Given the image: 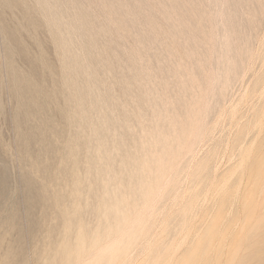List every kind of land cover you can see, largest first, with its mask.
<instances>
[{"label":"rangeland","instance_id":"374dc122","mask_svg":"<svg viewBox=\"0 0 264 264\" xmlns=\"http://www.w3.org/2000/svg\"><path fill=\"white\" fill-rule=\"evenodd\" d=\"M3 1L0 264H264V0H60L57 16ZM18 25L33 81L63 89L68 74L83 93L87 120L70 102L52 155L40 140L23 154L15 134L10 72L31 68L6 38Z\"/></svg>","mask_w":264,"mask_h":264},{"label":"bare ground","instance_id":"6f19581e","mask_svg":"<svg viewBox=\"0 0 264 264\" xmlns=\"http://www.w3.org/2000/svg\"><path fill=\"white\" fill-rule=\"evenodd\" d=\"M36 1H38V0H36ZM55 1L58 3V4H60V0H39V4H41L42 5V7L41 8H43L44 10V12H45V14L43 13V15H46V14H48V12H49V10H52L54 7H52V9L50 8V5H51V3H54L55 4ZM0 2H2V0L0 1ZM3 2H6V3H8L9 5H11V4H14V5H18V4H21V3H23V2H25V0H4ZM41 2V3H40ZM6 3H4V5L6 4ZM26 3V2H25ZM2 4V3H1ZM28 4H29V2H28ZM26 5H27V3H26ZM37 5H38V3H37ZM56 5V4H55ZM1 6H3V5H1ZM8 6V5H7ZM19 6V5H18ZM17 6V7H18ZM24 7L22 8L21 6V8L23 9L22 10V12H23V14H24V16H26V18L29 20L28 21V23L29 24H31V25H33L34 26V28H38V27H41V25H42V23H41V21H39L40 19H36L37 18V16L35 17L33 14H35V13H33L32 12V6L30 7V6H26L25 7V5H23ZM57 6V5H56ZM5 7V6H4ZM35 7H36V5H35ZM19 8V7H18ZM55 9V8H54ZM54 9H53V12H54ZM56 10V9H55ZM58 10H59V8H58ZM41 11V10H40ZM42 12V11H41ZM40 12V13H41ZM50 12H52V11H50ZM52 12V13H53ZM39 13V12H38ZM52 13H51V15H52ZM62 13V12H61ZM61 13L60 12H58L57 14H59V15H61ZM67 13V12H66ZM80 14H82V13H80ZM40 15V14H39ZM42 15V14H41ZM48 15H50V14H48ZM50 15V16H51ZM62 15H63V13H62ZM61 15V16H62ZM50 16H48L49 17V19L51 18ZM52 16H57V15H55L54 13H53V15ZM1 17H2V15H1ZM46 17V18H45ZM44 18H45V20L46 19H48V17L47 16H45ZM63 17H64V15H63ZM67 17V16H66ZM65 17V18H66ZM2 18H4V16L2 17ZM43 18V19H44ZM78 18V17H77ZM76 18V19H77ZM5 19V18H4ZM49 19L47 20V21H45V22H47V24H48V21H49ZM79 19V18H78ZM77 19V20H78ZM51 20V19H50ZM58 20H59V18H58ZM61 20V19H60ZM83 20V19H82ZM3 22H6V21H4L3 20ZM65 22V21H64ZM59 23H60V21H59ZM66 23V22H65ZM4 24V23H3ZM64 24V23H63ZM63 24H62V26H63ZM71 24V23H70ZM77 24V23H76ZM22 25V24H21ZM21 25H18L17 27H16V30H13V28H10L9 27V29H12V30H5V31H7L5 34H7L6 35V38L7 37H9L11 40H13V41H15V42H17L16 43V47H17V45H18V47H17V49H18V52L20 53V54H22L23 56H24V58H26L27 57V60H28V64H30V74H28V72H24V73H19V72H14V71H16V69L15 70H12L13 68H15V67H12L11 68V70H12V72H10L11 73V76H12V78H11V76L9 75V78H11L12 79V81H11V84L13 83L14 84V86H16L15 88H16V90H15V97L17 96V98L15 99L16 101L18 100L19 101V105H17L18 107H16V108H18V110H17V112H16V114H17V116H15V117H17V125H16V123H15V125H16V130H15V134L17 133V135H15V136H17L18 138H17V141H18V143L20 144V149H21V152L23 151V154L25 153V154H28V155H35V153H34V151H35V142H37V141H39L40 143H42V149L43 150H45V151H47V154H55L54 152L56 151V146L54 145V143L52 142V139L55 137V139L56 138H62L63 136H64V133H65V129H64V126H63V124H64V121H65V119L67 118V120H70L71 118L73 119H75L76 117L78 118V121H80V120H83L84 118H85V116H84V114H83V112L81 111L82 109H81V106L83 105V93L81 92V90L79 89V84H78V82L76 81V79H74V78H70V77H68V74H66L65 75V80H63L64 82H63V84H64V88L63 89H61V88H56L55 90L53 89V87H54V84H53V87H52V89L54 90V92L52 91V89L50 90H48V89H45L44 87H43V85L41 84V86L39 87L38 86V83L36 84L34 81H33V79H34V77H37L38 76V78L40 77V73H41V71H39V67H38V64H37V62H36V59L35 58H33L32 59V56H29L27 53H29V52H27V50H29V49H27V48H25V46H24V48L22 47V46H20V43H18V36L20 35V34H18L19 33V31L21 32V30L24 28V27H22ZM24 25V24H23ZM26 25V24H25ZM43 25H45V24H43ZM49 25H50V23H49ZM61 25V24H60ZM58 26H59V24H58ZM84 26V25H83ZM2 27H4V26H2ZM43 27V26H42ZM46 27H48V26H46ZM51 27V26H50ZM50 27H49V29L48 30H50ZM61 27V26H60ZM60 27L58 28V29H60ZM52 28V27H51ZM67 28H69L68 26H67ZM76 28H77V26H76ZM79 28V27H78ZM15 29V28H14ZM53 29V28H52ZM51 29V33H53L52 30ZM64 29H66V28H64L63 27V29H61V30H63V32L65 31ZM79 30V29H78ZM77 30V31H78ZM3 31H4V29H3ZM2 31V32H3ZM36 31H38V30H36ZM18 32V33H17ZM68 32H69V30H68ZM60 33H61V31H60ZM66 33V31L63 33V35L62 36H64V34ZM4 34V35H5ZM72 34V33H71ZM82 34V33H81ZM60 35V34H59ZM66 35V34H65ZM78 35V34H77ZM73 37V36H72ZM56 38V37H55ZM9 40V39H8ZM59 40H60V38H59ZM20 41V40H19ZM62 41H63V43H62ZM9 42V41H8ZM15 42H14V44H15ZM60 48L62 47V50L65 52V50H66V48H68V44L67 45H65L66 44V42H67V37H64V40H60ZM9 43H11V42H9ZM8 43V45H10ZM67 43H69V42H67ZM73 43V42H72ZM82 43V42H81ZM79 44V43H78ZM7 45V46H8ZM12 45V44H11ZM12 48L14 47V46H11ZM27 47V46H26ZM11 48V49H12ZM9 49V48H8ZM10 49V50H11ZM15 48H13V50H14ZM65 49V50H64ZM68 50H69V48H68ZM15 51V50H14ZM10 52V51H9ZM12 52V51H11ZM70 51H67V53H69ZM14 53H16V52H14ZM43 53V52H42ZM11 54V53H10ZM19 55V54H18ZM22 55H21V57H22ZM69 55V54H68ZM68 55H65V56H67L68 57ZM16 55H14V57H15ZM64 56V55H63ZM72 56V55H71ZM10 57H12V55H10ZM73 57V56H72ZM23 58V57H22ZM65 58V57H64ZM77 58V57H76ZM10 59V58H9ZM24 60V59H23ZM26 60V61H27ZM76 60V59H75ZM10 61V60H9ZM65 61V60H64ZM11 62V61H10ZM73 62H74V60H73ZM75 63V62H74ZM10 65H11V63H9ZM13 64V63H12ZM71 64V63H70ZM9 65V66H10ZM77 66H75V67H78L79 66V63L78 64H76ZM12 66V65H11ZM10 66V67H11ZM14 66V65H13ZM16 66V65H15ZM73 66V65H72ZM17 67V66H16ZM71 67V66H70ZM74 67V68H75ZM73 68V67H72ZM73 68V69H74ZM66 69H68V68H66ZM19 70V69H18ZM72 70V69H71ZM77 71H78V69H76ZM9 71V70H8ZM20 71V70H19ZM22 71H25V70H22ZM70 71V70H69ZM66 72V71H65ZM52 74V73H51ZM77 74V73H76ZM75 77V76H74ZM55 79V78H54ZM57 79V78H56ZM0 80H2V79H0ZM48 80V79H47ZM75 80V81H74ZM79 81V80H78ZM81 81V80H80ZM2 82V81H1ZM0 82V83H1ZM0 85H2V84H0ZM18 85V86H17ZM1 87V86H0ZM12 88H13V86H12ZM0 89H3V86H2V88H0ZM0 91H2V90H0ZM13 91V90H12ZM14 92V91H13ZM1 94V93H0ZM12 94H14V93H12ZM60 94H62L61 96L63 97V99L61 98V96H60ZM2 95V94H1ZM56 97H60L59 99L61 100L62 99V102L63 103H61L60 105L61 106H63V107H60L59 109H58V106H57V104L55 103V99H56ZM1 99H3V98H1ZM58 99V100H59ZM57 100V101H58ZM92 101V100H91ZM61 102V101H60ZM70 102H75L76 103V106H75V111H74V115L70 118V115H67L68 114V111H67V109H68V106H69V103ZM3 103V102H2ZM94 103V102H93ZM4 104V103H3ZM1 105V104H0ZM59 105V106H60ZM93 106V105H92ZM85 109V108H84ZM15 110V111H16ZM3 111V110H2ZM85 112V111H84ZM72 113V112H71ZM86 115V114H85ZM56 118H58V120H56ZM16 119V118H15ZM85 120V119H84ZM87 120V119H86ZM85 120V121H86ZM34 121H36V122H34ZM77 121V120H76ZM81 122V121H80ZM83 122V121H82ZM85 123V122H84ZM86 124V123H85ZM86 126H87V124H86ZM76 127V126H75ZM20 128H23L22 130L20 129ZM102 128H104V127H102ZM111 128V127H110ZM79 132V131H78ZM81 132V131H80ZM96 132V131H95ZM101 133V132H100ZM66 135V134H65ZM65 137V136H64ZM86 138V137H85ZM92 138H93V136H92ZM70 139V138H69ZM68 139V140H69ZM80 139H81V137H80ZM57 140V139H56ZM67 140V141H68ZM81 141V140H80ZM94 142V141H93ZM80 143H82V142H80ZM81 145H83V144H81ZM19 146V145H18ZM17 146V147H18ZM90 146H92L91 144H90ZM38 147V146H37ZM81 147V146H80ZM80 147L79 148H77V146L75 145V146H73V144L71 143V142H66L65 143V145H64V148L65 149H69V153H71V154H73L74 153V151L76 150V154H78V152L80 151ZM19 149V148H18ZM59 149H61V148H59ZM95 149V148H94ZM98 149V148H97ZM100 149V148H99ZM20 151V150H19ZM63 152H64V150H63ZM102 152V151H101ZM38 154V153H37ZM40 154V153H39ZM57 154V153H56ZM95 154H97V153H95ZM99 154V153H98ZM101 154V153H100ZM100 154H99V156H100ZM80 155V154H79ZM98 156V155H97ZM70 157V156H69ZM96 157V156H95ZM26 158V157H25ZM44 159V158H43ZM61 161H63L62 162V168L64 169V172H65V170L67 169V164H68V161H70L69 159H68V157H67V155L66 154H64L63 156H61ZM74 161V160H73ZM72 161V162H73ZM82 161V160H81ZM4 163V162H3ZM32 163V162H31ZM71 163V162H70ZM69 163V164H70ZM79 163V162H78ZM6 165V164H5ZM75 166H77V161H75ZM127 166V165H126ZM4 167H6V166H4ZM80 167V166H79ZM123 167V166H122ZM94 168V167H93ZM6 169H8V167L6 168ZM38 169V168H37ZM96 169H98V168H96ZM60 170V169H59ZM99 170V169H98ZM47 171V170H46ZM46 171H45V173H46ZM64 172H62L63 174H64ZM67 172H68V170H67ZM97 172V171H96ZM100 172H102V171H100ZM4 173V172H3ZM5 173H6V171H5ZM4 173V174H5ZM66 173V172H65ZM92 173H94L95 175H96V173L95 172H92ZM67 174V173H66ZM66 174H64L65 176H66ZM97 174H98V172H97ZM50 175V174H49ZM49 175H47V177L46 178H48V180H53V177H52V175L51 176H49ZM46 176V175H45ZM3 177H5V176H3ZM6 177H7V175H6ZM67 177V176H66ZM1 178V177H0ZM42 178H44V177H42ZM60 178V177H59ZM68 178V177H67ZM80 180V179H79ZM93 181H94V179H92ZM5 182V181H4ZM4 182H3V184H4ZM79 183H80V181H79ZM96 183V182H95ZM1 184V183H0ZM1 184V187H0V194L1 195H7V193H5L6 192V189H5V185L7 184V182H6V184ZM76 184H77V182H76ZM76 184H74V185H76ZM79 185H81V183L79 184ZM79 185H77V186H75V188L73 189L72 188V190H75V191H77V190H79L80 189V186ZM44 186H46V185H44ZM43 186V188H45ZM48 186V185H47ZM64 186V185H63ZM94 186V185H93ZM7 187H9V186H6V188ZM53 187V186H52ZM92 188V187H91ZM95 188L96 187H94V189H92V194H94V193H96L95 192ZM84 189V188H83ZM89 189V188H88ZM45 190H46V188H45ZM61 190V189H60ZM60 190H58L57 192H59ZM47 191L48 192H50V190L49 189H47ZM62 191H63V189H62ZM86 191V190H85ZM10 192V191H9ZM39 192V191H38ZM57 192H55V194L57 193ZM71 192V191H70ZM81 192V191H80ZM44 193V192H43ZM42 192H40V194H39V200L41 199V200H44L45 201V195L43 194ZM46 193V192H45ZM51 193V192H50ZM48 194V193H47ZM52 194V193H51ZM66 194V193H65ZM65 194H63V192H59L58 193V195H56L57 197H55V196H53V197H55L56 198V200H58V202L59 203H57V205H58V213H60V214H62V213H64V216L66 215L65 214V204H64V198H63V196H65ZM38 195V194H37ZM53 195V194H52ZM52 196H51V198H53ZM7 199V198H6ZM44 201H42V202H44ZM49 201V200H48ZM94 201H96V200H94ZM52 202V201H51ZM46 203V202H45ZM55 203H56V201H55ZM48 204V203H47ZM52 204V203H51ZM44 205V204H43ZM5 206V205H4ZM17 207V206H16ZM51 207H52V205H51ZM54 207V206H53ZM97 206L95 205V208H96ZM47 208V207H46ZM50 208V207H49ZM98 208V207H97ZM3 209H4V207H3ZM53 209V208H52ZM18 210V209H17ZM47 212H49L48 210H46ZM66 211H67V206H66ZM96 211V210H95ZM37 212V211H36ZM46 212V213H47ZM68 212V211H67ZM93 212V211H92ZM35 213V212H34ZM57 213V214H58ZM18 214V213H17ZM48 214V213H47ZM69 215V214H68ZM68 215H66V218H67V216ZM61 216V215H60ZM60 216H59V219H61L62 220V217L60 218ZM14 217V216H13ZM66 218L64 217V221H67L66 220ZM10 219V218H9ZM13 219V218H12ZM17 221V220H16ZM11 223H13V221L11 222ZM15 223V222H14ZM16 224V223H15ZM61 224V223H60ZM66 224V223H65ZM74 224V223H73ZM12 225V224H11ZM68 225H70V224H68ZM5 226V225H4ZM65 227V226H64ZM9 228V227H8ZM65 229V228H64ZM19 230V229H18ZM46 234V233H45ZM53 234V233H52ZM55 235V234H54ZM40 235H38V237H39ZM5 239V238H4ZM3 242V241H2ZM3 245V244H2ZM1 245V246H2ZM12 245H13V243H12ZM5 249V248H4ZM14 249V248H13ZM16 249V248H15ZM12 252V251H11ZM4 253H5V250H4ZM263 256V255H262ZM4 262V261H3ZM4 264V263H3Z\"/></svg>","mask_w":264,"mask_h":264}]
</instances>
